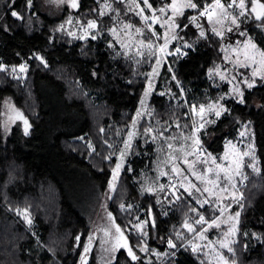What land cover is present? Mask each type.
Segmentation results:
<instances>
[{
    "label": "trees",
    "instance_id": "1",
    "mask_svg": "<svg viewBox=\"0 0 264 264\" xmlns=\"http://www.w3.org/2000/svg\"><path fill=\"white\" fill-rule=\"evenodd\" d=\"M152 1L160 4L171 0ZM210 1L194 0L199 7L188 9L190 16L182 19L179 33L194 43L184 56L170 57L158 82V88L165 85L179 94L173 79L176 76L186 88L189 100L196 103L216 96L218 90L208 71L223 62L221 37L211 30L206 31V38L200 37L191 20ZM115 3L123 8L120 0ZM96 6V0H80L74 12L83 21L108 22L110 16L101 17ZM14 10L24 19L12 17ZM65 18L66 15L40 14L37 0H32L31 7H26V0H0V56L8 66L24 61L28 64L24 80L13 75L9 68L0 71V264L78 263L91 228L86 216L71 202L67 179L76 171H85L94 182V189L95 186L101 192L108 189L116 153L139 108L147 82L145 72L150 69L147 60L135 62L117 54L102 38L68 35L59 29ZM132 19L141 24L140 17ZM255 21L259 20L248 24L247 30L264 49V33L259 32ZM153 37L149 33L148 38ZM257 80L255 87H245V102L231 101L229 113L203 136L205 143L218 152L224 136L240 121H250L255 128L262 172L251 174L244 190L236 252L239 264H264V83ZM5 98H11L30 122L27 134L23 127L14 126L4 135ZM255 100L259 105L254 104ZM151 102L156 105L152 118L157 124L176 119L190 121L184 116L185 105L176 103L173 97L155 93ZM145 125L146 118L142 120V128ZM149 144L152 154L145 153L140 139L136 141L133 169L128 165L123 169L108 205L133 250L141 257L134 261L125 250L113 264H159L150 249L141 250V236L128 228V212L134 214L145 208L149 221H155L154 227L149 223L150 248L164 250L166 240L180 224L183 213L175 208L163 215L155 195L143 193L135 179L141 166H152L154 145ZM121 202L140 206L124 211L119 206ZM18 208H28L35 221L32 228L16 213ZM248 230L259 232L261 240L247 245L250 238L243 233H249ZM191 237L178 242L169 264H202L187 244ZM88 264H96L94 258Z\"/></svg>",
    "mask_w": 264,
    "mask_h": 264
},
{
    "label": "rangeland",
    "instance_id": "2",
    "mask_svg": "<svg viewBox=\"0 0 264 264\" xmlns=\"http://www.w3.org/2000/svg\"><path fill=\"white\" fill-rule=\"evenodd\" d=\"M115 1L96 0L97 6L95 8L98 9V12H104L105 14L103 16H110V18L107 19L108 22H104L106 19L96 20L99 27L97 29H88L86 38L96 35L97 38H102L109 45L113 46L115 48L114 52L117 54H123L124 56L132 58L135 62H142L143 59L147 60L150 64V69L145 72L147 75V82L141 96L139 108L135 113L133 121L129 125L123 143L116 153V163L112 169L108 189L104 192L98 191L96 186L94 189V182H92L89 178L90 176L85 171H76L72 175H69V179H67V189L69 190L71 202L79 212L86 216L87 223L91 228L82 245L77 264H88L90 262L89 260L93 257L96 261H100L98 257L100 255L98 254V239L100 233H105V231L113 229L112 227L116 225L114 216L109 210V199L117 189V184L123 169L127 165L130 167L133 165V152L136 149L133 146L138 139L141 140L145 153H150L147 144L153 143L155 156L152 166H141L139 168V174L135 177L136 181L139 182L142 192L155 195V200L163 215L170 214L175 208L178 209L180 214L183 213L180 224H177L178 226L175 227L171 237L166 240L165 249L163 250L152 246L150 248L148 244L149 223L143 224V232L135 227L136 224L142 221H149L147 210L145 208H139L140 210L137 213L131 214V212H128L130 216L128 228L141 236L143 241L142 247L146 245L147 249L151 250L150 252H152L153 257L158 259V262L164 261L169 264L173 258L174 250L178 247V242L187 239L188 236H192L191 240H187V244H190L191 248L193 245L197 247V251L193 252L199 256V260L202 264H223V261L220 259L221 255L228 259L230 264L233 259L236 260V264H239L236 252L241 230V214L239 223L236 225V235L234 237H225V233L228 232L233 224V221L229 220V217L234 215L237 211L241 213L243 209H241V205H243L242 200L237 202L232 198L233 194L239 196L242 193L244 196V190L248 185L251 174L256 173L247 165L249 163H255L259 169V174L262 172V162L256 142L255 128L250 121H240L238 125L231 131H228L227 135L224 136L218 152L211 149L205 143L203 136L207 134V129L209 127L216 125L223 116L229 113L230 102L238 101V96L234 89H241L245 94L246 85L241 82L243 79L246 78L249 82L255 81V85H257V79L264 76V64L261 63V60L264 58L260 56V53L264 52V49L254 40L253 36L249 34L247 30L248 24L254 22L257 14L264 16V9L259 7L260 4H264V0H255V3H253V0H245L247 11L245 16L239 17V27L231 22V17L240 11L238 7L216 9L213 12L211 21H209L206 16H192L197 18L193 23L199 32L201 28L196 26L197 23L202 26L205 34L207 30L213 31V28L223 34L221 38L223 62L217 63L208 71L214 88L218 90L217 94L216 96L207 97V100L201 101L200 103L191 102L189 100L186 88L183 87L176 76V82L179 81V84H177L179 87V94L165 85L158 88L160 77L164 75L165 63L169 65L172 55H185L190 48L186 45H193L194 43L191 42L192 40H188L179 33L182 19L190 16L188 9L191 8L185 7L183 9V15L176 17V23L179 24V27L172 28H169L166 23V21L170 22V18L172 17L171 10L169 9L165 14L156 11L155 15L160 18L159 22L153 23L149 20L148 23H152V28L149 29L142 16L136 14L138 9H135L134 5H132V0H120L123 3V8L117 6ZM149 2L152 3L153 10H155L161 6L168 5L171 1L160 4H154L152 0H149ZM106 3L111 5V9L105 8ZM37 6L38 12L47 17L66 15L59 29L65 31L68 35H70L69 33H75V35H70L74 38H80L86 35L85 29L87 21H83L81 16L76 15L74 8L71 7V0H64L63 3H58V0H37ZM130 6H132L133 10H129ZM253 6L256 7V12L250 11ZM141 7H143L142 4ZM14 11L20 14L17 10ZM151 11L152 10L146 9L144 14L151 15ZM222 13L226 14L222 17ZM136 16L141 18V24L134 22L132 19ZM217 19H220L221 22L216 23ZM69 21H71V23H69ZM126 24H130L133 27L125 30L124 25ZM61 26L63 27L61 28ZM113 28L116 29L115 35L111 31ZM136 28H140L142 34L137 33L135 31ZM228 28H232L233 30L229 32L227 30ZM256 28L259 32L264 33V20L256 22ZM241 32H243L244 35H241ZM149 33L154 37L149 39ZM165 36L169 38L168 45L164 52H161L159 49L164 44ZM173 36L176 38L173 39ZM249 39L257 46L255 49H247L248 56H255V62L245 57L244 44ZM148 44H152L153 47L149 49L147 46ZM177 48L180 49L179 52L176 51ZM233 49H236V51H233ZM157 62H159L158 67ZM245 63L248 66L242 67L241 65ZM0 65H3L5 69L9 68L11 73L17 78L24 80L27 77L28 64L26 61L19 65L8 66L0 56ZM21 65L26 66L25 72L19 71ZM13 68L16 69L15 72L12 71ZM154 69L155 74H153ZM253 71L258 73L256 77L252 76ZM221 75L225 78L221 79ZM233 77H235V79H233ZM168 81L170 82V80ZM145 92L148 93L147 96H145ZM155 93L173 97L176 103L185 105L184 116L187 119L189 118L190 121L187 123V121L176 119L173 122L157 124L154 118H152L156 105L151 101ZM141 101H143V104H141ZM254 104L256 106L259 105V101L255 100ZM201 105L205 107L203 119L197 115L199 109H196V106L199 107ZM210 105H222L224 108L228 109V111L222 112L221 115L217 117L214 111L208 110ZM189 109H191L190 113ZM18 113H22L23 117L27 119L23 111L15 105L11 98H5L2 102V125L5 136L10 133L14 126H21L25 131V125ZM144 118L147 119V125L142 128L141 123ZM201 123L204 124V128L199 132H195L196 126ZM177 125H179V127ZM245 125H248V127L246 128ZM30 127L31 124L29 122L28 131ZM146 129H150L151 131L146 134ZM241 133H244V135H241ZM130 134L132 137L131 140H129ZM193 134L199 138V145H194L191 139H186V137ZM169 143L172 144V148L168 147ZM88 144L93 148L91 141H88ZM125 145H130L127 150L125 149ZM122 152L125 153L124 161L117 174L116 180L113 181V171L116 165L121 163L120 154ZM246 152L251 153V155L245 156L244 153ZM150 154H152V152ZM213 158H215V163H213ZM185 160L189 161L193 166L189 167V163H185ZM237 161L242 165L241 171L249 175V178L246 184L241 185L242 179L236 177V180L239 182L236 184V189L233 190L224 179V171L217 168V165H222L224 168L231 170L235 167ZM173 167L177 168L178 171L173 172ZM208 168H211L212 171L207 172L206 170ZM193 172L203 174L206 176L207 180L211 181L216 180V174L219 172L220 186L227 187L228 191L220 192L219 188H213L212 184L197 179L196 176L192 175ZM113 184L114 190L111 187ZM192 185H195L196 188H199L201 191L197 192ZM206 187L212 189V192H204L203 189ZM202 201H207V203L202 204ZM119 206L126 211L127 209H136L140 205L134 202H121ZM193 209H195V211H193ZM221 209H223V211H221ZM16 213L24 219L28 227H33L35 221L28 208H18ZM200 215L204 216L206 220L217 219L220 226L209 228L207 225L196 224L195 221ZM26 216L28 219H31V224L28 223ZM185 223L192 225L196 231L189 232L187 228L184 227ZM204 228L207 229L204 233L206 239H200L197 236V232ZM34 231L36 233L35 229ZM144 232H146L147 235H144ZM248 232L246 237L250 238V240L247 242V245L256 244L261 240V234H259V232L254 230H248ZM177 234H179L181 238H177ZM169 239L173 240L177 245L175 249L168 247L167 241ZM226 239L234 249V254L229 253L226 248L220 246V242ZM85 248L88 249L87 252H85ZM164 253H168V255L165 256L163 255ZM109 256L108 259L113 261L115 257L112 258V254ZM110 260H108V262ZM98 264L105 263L100 261Z\"/></svg>",
    "mask_w": 264,
    "mask_h": 264
},
{
    "label": "snow or ice",
    "instance_id": "3",
    "mask_svg": "<svg viewBox=\"0 0 264 264\" xmlns=\"http://www.w3.org/2000/svg\"><path fill=\"white\" fill-rule=\"evenodd\" d=\"M63 2H64V0H58V3H63ZM253 3H255V0H253ZM141 4L143 5V7H141ZM31 5H32V0H26V7H31ZM132 5H134L135 9H138L136 14L139 15V16H142L143 20L146 22V24H147L149 29L152 28V23H148L149 20H151L153 23H158L159 22L160 18L155 15L156 11L160 12L161 14H165L169 9L171 10L172 17L170 18V22L166 21V23L168 24L169 28H172V27H179V24L176 23V17L180 16V15H183V9L185 7L191 8V9H197L199 7V5L194 2V0H171V2L168 5L161 6L158 9H155V10H153V5H152V3L149 2V0H132ZM233 6L238 7L240 11L236 15H233L231 17V22L233 24H236L237 27H239L238 19L241 16H245L246 15V11H247L246 10V5H245V0H230V2L228 4V7H233ZM71 7L74 8V9L78 8L79 7V0H71ZM259 7L261 9H264V4H260ZM105 8L111 9V5L106 3L105 4ZM210 8L212 9V11H209ZM216 8L224 9L225 5L221 4L220 0H214V4L213 5H206L204 7V10L200 13V15L206 16L208 18V20L211 21L213 12L215 11ZM146 9L152 10L151 11V15H145L144 14ZM129 10H133L132 6H130ZM250 11L251 12H256V7L253 6L250 9ZM104 14H105L104 12H100L99 13L100 16H103ZM225 14L226 13H222V17ZM11 15H12V17H15L18 20H23L24 19V17L21 16L20 14H18L16 11H12ZM191 19H192L193 22H195L197 18L196 17H192ZM255 19L256 20H264V16H262L261 14H257ZM220 22H221L220 19H217L216 23H220ZM69 23H71V21H69ZM196 26L198 28H201V31H200V34H199L200 37H205L206 38L205 32L202 29V26L199 23H197ZM62 27L63 26H61V28ZM98 27H99V25H98V22L96 20L87 21L86 22V29H85L86 35L83 36V37H80V38L81 39H85L87 37V30L88 29H97ZM132 27L133 26L130 25V24L124 25L125 30L130 29ZM227 30L229 32H231L233 29L232 28H228ZM111 31H112V33L114 35L116 34V29L113 28V29H111ZM135 31L137 33H139V34H142V30L140 28H136ZM213 31L216 33V35L221 36V38H222L223 34L221 32L217 31L215 28H213ZM69 34L70 35H75V33H69ZM240 34L244 35L243 32H241ZM91 38L93 40H95L97 37H96V35H92ZM172 38L175 39L176 37L173 36ZM168 40H169V38L167 36H165L164 37V44L160 47L159 51L164 52V50L167 48ZM141 43H143V42H141ZM147 46H148L149 49H151L153 47L152 44H148ZM186 46L187 47H192V45H190V44H188ZM125 47H126V45H125ZM256 47H257L256 44L253 43L251 41V39H249L244 44L246 59H251L253 62H255V56H248L247 49H249V48L255 49ZM176 51L179 52L180 49L177 48ZM233 51H236V49H233ZM260 56L262 58H264V52H261ZM39 59L41 60V62H44L42 57H39ZM261 63L264 64V59L261 60ZM158 66H159V62H157V67ZM241 66L242 67H247L248 65L245 63V64H242ZM5 70L6 69L3 67V65H0V71H5ZM12 71L15 72L16 69L13 68ZM19 71L20 72H25L26 71V66L21 65L20 68H19ZM153 74H155V69L153 70ZM257 75H258V73L256 71L252 72V76L253 77H256ZM224 78L225 77L223 75H221V79H224ZM173 79H175L174 76H173ZM233 79H235V77H233ZM260 79H261L262 83H264V76H261ZM241 82L243 84H245L248 89H251V88L256 86L255 85V81L249 82V80L246 79V78L243 79ZM177 84H179V81H177ZM234 90L237 93L238 102L239 103H244L245 102L244 101V91L241 90V89H238V88L234 89ZM147 95H148V93L145 92V96H147ZM141 104H143V101H141ZM194 110H195V106H194ZM208 110L209 111H214L215 115L217 117H219L222 112L228 111V109L224 108L222 105H219V106L210 105ZM204 112H205V107L203 105L199 106V110L197 111V115L200 116L201 119H203V113ZM18 115H19L20 119L23 120V123L25 125V133L27 134L28 128H29V122H28L27 119H25L23 117L22 113H18ZM177 126L179 127V125H177ZM245 127L247 128L248 125H245ZM203 128H204V124H202V123L198 124L196 126V128H195V132H199ZM150 131H151L150 129H146L145 133L147 134ZM241 135H244V133H241ZM131 138L132 137H131V134H130L129 135V140H131ZM186 139H191L193 141L194 145H199L200 144V140L195 134L186 137ZM129 146L130 145H125V149L127 150ZM89 147H90V145H89ZM168 147L172 148V144L169 143ZM124 155H125L124 152H122L120 154L121 163H118L116 165V168L113 171V181L116 180L117 174H118L119 170L122 167V163L124 161ZM244 155L248 156V155H251V153L246 152V153H244ZM184 162L185 163H189V161H187V160H185ZM205 163H206V161H205ZM213 163H215V158H213ZM192 166L193 165L191 163H189V167H192ZM247 166L249 168H251L253 172L259 173V169L257 168L255 163H249ZM241 167H242V165H241V163L239 161H237L235 163V167L233 169H231V170H229L228 168H224L222 165H217V168L222 169L224 171V173H225L224 179L228 182V184L231 186V188L233 190L236 189V184L239 182V181L236 180V177H240L242 180H245V181L248 180V176L243 171H241ZM172 171L173 172H177L178 170H177V168L173 167ZM206 171L207 172H211L212 169L208 168ZM192 175L196 176L197 179L202 180L205 183L212 184L213 188H219L220 192H227L228 191L227 187H221L220 186V183H219V181H220V173L219 172H217V174H216V180L215 181L207 180L206 176H204L203 174H197L196 172H193ZM111 187L114 190V184ZM192 187L195 188L197 192L201 191L199 188H196L195 185H192ZM203 191L204 192H212V189L206 187V188L203 189ZM232 198L234 200H236L237 202H239L240 200L244 199L242 193L239 196H236L235 194H233ZM201 203L202 204L203 203H207V201H202ZM242 208H243V205H241V209ZM193 211H195V209H193ZM221 211H223V209H221ZM240 214H241L240 211H237V212L234 213V215L229 217V220L233 221V224L229 228L228 232L225 233V237H228V236H233L234 237L236 235V225L239 223ZM109 215H111V214H109ZM26 219H28L27 216H26ZM28 223L29 224L32 223L31 219H28ZM147 223H151L153 227L155 226V221L154 220H151V221L146 220V221H142L141 223L136 224L135 227L137 229H139L141 232H143V224H147ZM195 223L196 224H200V225H207L209 228H211V227H219L220 226V224H219L217 219L206 220L205 217L202 216V215L199 216V218L195 221ZM184 227L187 228V230L189 232H195L196 231V229L192 225H190L188 223H185ZM116 231L121 233V236L117 238L118 246L126 247L127 250H128V254L131 256V258L133 260H137L138 257L135 255V253L133 252L132 248L128 246L126 238L123 237V231H122V229H120V227L118 225L116 226ZM206 231H207L206 228L202 229L201 231L197 232V236L200 239H206V236L204 235V233ZM144 235H147V233L144 232ZM243 235H247V233H243ZM177 238H181L179 236V234H177ZM89 239H91V238H89ZM122 239H123V243L121 244L120 241ZM77 240H79V237H77ZM167 245L171 249H175L177 247V245L171 239H169L167 241ZM220 246L222 248H226L229 253H233L234 254V249L230 246V244L227 241V239L225 241L220 242ZM87 250L88 249L85 248V252H87ZM141 250L142 251H148L147 246L145 245L144 247L141 248ZM192 251H194V252L197 251V247L195 245L192 246ZM157 255H159V254H157ZM163 255L167 256L168 253H164ZM220 259L223 261V264H230L229 260L226 259L223 255L220 256ZM231 264H236V260L233 259L231 261Z\"/></svg>",
    "mask_w": 264,
    "mask_h": 264
},
{
    "label": "flooded vegetation",
    "instance_id": "4",
    "mask_svg": "<svg viewBox=\"0 0 264 264\" xmlns=\"http://www.w3.org/2000/svg\"><path fill=\"white\" fill-rule=\"evenodd\" d=\"M114 220H115V218H114ZM115 222H116V225L112 227L113 229L105 231V233L101 232L100 237L98 239V248H99L98 254H100L98 257H99L100 261H103L106 264H113L116 261L118 255L121 252L126 250L125 247H120L117 244V238L121 236V233L116 231V226L118 225V223L116 220H115ZM120 229H121V227H120ZM120 243L121 244L123 243V239L120 241ZM134 253L138 257L137 260H139L141 256H139L135 251H134ZM110 254H112V258L115 257L113 261L108 259L110 257L109 256ZM108 260H110V261L108 262ZM134 261H136V260H134ZM96 264H98V263H96ZM159 264H161V261L159 262Z\"/></svg>",
    "mask_w": 264,
    "mask_h": 264
},
{
    "label": "built area",
    "instance_id": "5",
    "mask_svg": "<svg viewBox=\"0 0 264 264\" xmlns=\"http://www.w3.org/2000/svg\"><path fill=\"white\" fill-rule=\"evenodd\" d=\"M220 2H221V4H223V5H225V7L226 8H233V7H235V6H233V7H228V4H229V2H230V0H220ZM214 4V0H211L209 3H207L206 5H213ZM205 5V6H206ZM204 6V7H205ZM204 7L201 9V11L198 13V15L197 16H199L200 15V13L204 10ZM216 9H219V8H216ZM215 9V10H216ZM209 11H212V9L210 8L209 9ZM184 56V55H183ZM185 98H186V96H185ZM196 109H199V107H196ZM190 110L191 109H189V113H190ZM248 176V178H249V175H247ZM248 180H242V183H241V185H244V184H246V182H247ZM165 262L164 261H162L161 262V264H164ZM165 264H168V263H165Z\"/></svg>",
    "mask_w": 264,
    "mask_h": 264
},
{
    "label": "water",
    "instance_id": "6",
    "mask_svg": "<svg viewBox=\"0 0 264 264\" xmlns=\"http://www.w3.org/2000/svg\"><path fill=\"white\" fill-rule=\"evenodd\" d=\"M123 234H124V237H125L126 240H127L128 246L132 248L129 238L127 237V235H126L124 232H123ZM125 249H126V251H127V253H128V250H127L126 247H125ZM132 250H133V248H132ZM133 252H134V250H133ZM128 255H129V254H128ZM136 256H137V255H136Z\"/></svg>",
    "mask_w": 264,
    "mask_h": 264
},
{
    "label": "crops",
    "instance_id": "7",
    "mask_svg": "<svg viewBox=\"0 0 264 264\" xmlns=\"http://www.w3.org/2000/svg\"><path fill=\"white\" fill-rule=\"evenodd\" d=\"M193 237H194V236H193ZM191 239H192V238H191ZM191 239H190V240H191ZM93 258H94V257H93ZM90 260H91V259H90ZM90 260H89V261H90ZM94 260H95V263H99V262H100V261H99V262H98V261H96V259H95V258H94ZM89 261H88V262H89ZM105 264H106V263H105Z\"/></svg>",
    "mask_w": 264,
    "mask_h": 264
},
{
    "label": "bare ground",
    "instance_id": "8",
    "mask_svg": "<svg viewBox=\"0 0 264 264\" xmlns=\"http://www.w3.org/2000/svg\"><path fill=\"white\" fill-rule=\"evenodd\" d=\"M197 107V106H196Z\"/></svg>",
    "mask_w": 264,
    "mask_h": 264
}]
</instances>
